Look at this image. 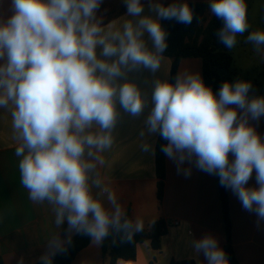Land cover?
<instances>
[{"label":"clouds","instance_id":"9594fccd","mask_svg":"<svg viewBox=\"0 0 264 264\" xmlns=\"http://www.w3.org/2000/svg\"><path fill=\"white\" fill-rule=\"evenodd\" d=\"M101 3L11 0L12 15L0 19V108L10 111L21 141L15 153L21 157V183L31 201L54 206L58 228L66 221L69 234H87L96 244L110 228L125 230L130 239L144 227L140 220L127 218L107 187L94 193L101 188L96 169L103 161L98 153L115 143L117 103L132 116H139L147 103L134 81L120 83L119 78L141 66L153 73L161 69L167 33L159 18L184 24L193 19L187 2L151 4L157 14L153 18L141 15V0H125L127 16L138 19L121 17L122 24L113 29L115 21L104 25L96 15ZM209 9L223 20L220 41L233 49L237 36L249 28L245 0H209ZM246 42L259 52L264 31H251ZM250 89V81H225L215 93L199 73H180L175 83L157 79L145 124L148 133H159L167 141L161 151L176 162L178 172L190 175V168L182 169L187 161L218 176L259 221L264 220V138L249 121L264 116V96L250 98ZM142 147L148 150L150 145ZM253 170L258 186L248 187ZM49 245L63 248L58 236ZM193 248L203 252L207 264H229L211 234L195 240ZM53 254L43 255L42 264H52Z\"/></svg>","mask_w":264,"mask_h":264},{"label":"crops","instance_id":"0c3cea01","mask_svg":"<svg viewBox=\"0 0 264 264\" xmlns=\"http://www.w3.org/2000/svg\"><path fill=\"white\" fill-rule=\"evenodd\" d=\"M141 2L144 6L141 15L157 18L150 5L171 3L174 0ZM175 2L206 3L209 0ZM10 15L11 0H0V19L6 20ZM96 15L102 18L104 25L115 21L113 29L120 27L121 17L134 21L138 19L127 16L125 0H102ZM159 22L161 24V18ZM143 38L148 48L152 49V40L147 32ZM100 51L98 47V55ZM164 58L161 69L155 73L141 66L138 69L125 70V75L119 78L120 83L124 80L134 81L146 96L147 103L139 116H132L117 103L119 116L113 129L115 143L111 149L98 153L103 161L97 163L96 169L101 188L94 189V193L105 187L114 192L126 215L133 221L140 220L143 223L142 230L149 229L159 219L166 222L167 233L162 237L161 249L155 250L151 247L150 240L145 241L138 245L136 260H120L124 264H170L173 260H194L196 264H207L203 252L194 251L193 242L211 234L217 238L219 247L224 249L227 241L218 177L199 170L194 163L189 164L187 161L182 166V169H191L190 175L186 176L183 170L178 172L176 162L167 157L163 200L159 201L157 197L156 144L159 133H148L145 120L152 108L151 94L155 81L160 79L170 82L172 59L167 56ZM185 72L199 73L203 79L202 60L183 59L177 76ZM248 95L250 98L256 96L250 91ZM249 122L264 138V116ZM142 130L145 132L143 137L140 135ZM93 131H98V128L94 127ZM145 142L150 145L148 150L142 147ZM20 143L12 128L10 111L0 108V256L4 264H35L41 261L43 255L53 251L55 254L59 249H51L49 241L54 236L61 240L63 227L62 225L58 228L55 225L53 205L47 201L34 203L29 199L28 190L21 183V157L15 154ZM229 158L234 159V156L230 154ZM247 186H258L255 170ZM228 193L233 225L232 243L238 260L241 264H264V220L258 221L255 212L245 210L230 189ZM100 198L107 206L106 195ZM175 221L179 222L178 225ZM75 233L73 231L69 234L70 238ZM105 263L102 242L96 244L93 240L73 261V264Z\"/></svg>","mask_w":264,"mask_h":264},{"label":"trees","instance_id":"16d2710c","mask_svg":"<svg viewBox=\"0 0 264 264\" xmlns=\"http://www.w3.org/2000/svg\"><path fill=\"white\" fill-rule=\"evenodd\" d=\"M173 3V2H171ZM183 3V2H180ZM166 3L164 5H168ZM193 9L190 24L175 19L161 18V26L166 31L167 48L162 55L172 59L170 82L175 83L180 62L185 58H200L203 62V80L205 85L218 93L225 82H233V57L219 39L218 32L223 27V20L210 14L209 2L188 3ZM167 143L160 134L156 144V173L158 177L157 197L163 200L166 179V158L161 151ZM218 177V176H217ZM219 196L221 200L223 222L226 232L224 251L229 264H241L232 243V220L228 189L222 186L218 177ZM127 218L131 219L127 214ZM167 233V225L163 219L153 222L149 229L136 231L129 239L125 230L110 228L109 234L102 241V254L105 264H117L118 260L135 261L138 245L150 240L151 247L160 250L162 237ZM67 222L63 224L61 240L63 248L52 255V264H73L77 254L91 243L92 238L83 233H75L69 241ZM0 264H4L0 256ZM35 264H42L41 261ZM170 264H196L194 260L172 261Z\"/></svg>","mask_w":264,"mask_h":264},{"label":"rangeland","instance_id":"374dc122","mask_svg":"<svg viewBox=\"0 0 264 264\" xmlns=\"http://www.w3.org/2000/svg\"><path fill=\"white\" fill-rule=\"evenodd\" d=\"M247 5L248 30L237 36V44L229 49L233 57L232 78L250 81L252 92L256 96H264V46L257 52L252 43L246 42L251 31H264V0H245ZM211 12L209 13L210 17Z\"/></svg>","mask_w":264,"mask_h":264},{"label":"built area","instance_id":"2783aa9c","mask_svg":"<svg viewBox=\"0 0 264 264\" xmlns=\"http://www.w3.org/2000/svg\"><path fill=\"white\" fill-rule=\"evenodd\" d=\"M174 223H175L176 225H178L179 222H178V221H175Z\"/></svg>","mask_w":264,"mask_h":264}]
</instances>
